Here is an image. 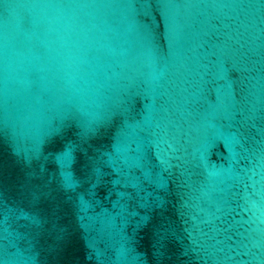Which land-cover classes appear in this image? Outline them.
Wrapping results in <instances>:
<instances>
[{
    "label": "water",
    "instance_id": "water-1",
    "mask_svg": "<svg viewBox=\"0 0 264 264\" xmlns=\"http://www.w3.org/2000/svg\"><path fill=\"white\" fill-rule=\"evenodd\" d=\"M0 264H264V0H0Z\"/></svg>",
    "mask_w": 264,
    "mask_h": 264
}]
</instances>
